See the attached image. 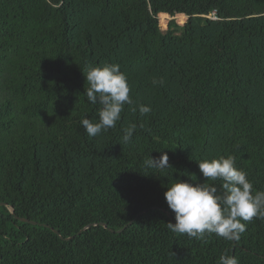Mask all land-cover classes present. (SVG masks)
I'll return each instance as SVG.
<instances>
[{
    "label": "trees",
    "instance_id": "16d2710c",
    "mask_svg": "<svg viewBox=\"0 0 264 264\" xmlns=\"http://www.w3.org/2000/svg\"><path fill=\"white\" fill-rule=\"evenodd\" d=\"M104 63L133 103L89 137L83 69ZM228 155L264 191V0H0V264H264L262 219L238 241L167 227L168 183Z\"/></svg>",
    "mask_w": 264,
    "mask_h": 264
},
{
    "label": "clouds",
    "instance_id": "9594fccd",
    "mask_svg": "<svg viewBox=\"0 0 264 264\" xmlns=\"http://www.w3.org/2000/svg\"><path fill=\"white\" fill-rule=\"evenodd\" d=\"M83 72L87 81L84 95L90 104L99 107L96 122L83 118L80 123L89 137H96L102 130L116 126L125 104L132 105L130 86L119 64H88ZM132 111L135 112L136 108ZM150 111L149 106L139 105L142 117ZM136 127L131 124L124 129V143L131 141ZM197 162L205 182L174 179L166 186L164 197L175 214V223L168 222V229L198 240L215 234L228 241H238L246 230L241 221L264 220V191H254L248 174L235 166L232 155ZM143 166L146 169H166L170 167L168 155L163 153L157 158L150 155L143 161ZM217 181L219 186L215 183ZM216 264H239V260L225 251L218 256Z\"/></svg>",
    "mask_w": 264,
    "mask_h": 264
},
{
    "label": "rangeland",
    "instance_id": "374dc122",
    "mask_svg": "<svg viewBox=\"0 0 264 264\" xmlns=\"http://www.w3.org/2000/svg\"><path fill=\"white\" fill-rule=\"evenodd\" d=\"M160 18H161V20H160L161 26L163 28H166L167 25H168V21L170 20V17L168 15H166V16L162 15V16H160ZM177 19H178V22L181 23V24L184 23L185 20H186L185 16H183V18L178 16Z\"/></svg>",
    "mask_w": 264,
    "mask_h": 264
},
{
    "label": "water",
    "instance_id": "95a60500",
    "mask_svg": "<svg viewBox=\"0 0 264 264\" xmlns=\"http://www.w3.org/2000/svg\"><path fill=\"white\" fill-rule=\"evenodd\" d=\"M12 212H14V210H12ZM21 220H23V221H25V222H30V223H32V224H37L36 222H34V221H30V220H28V219H21ZM103 226H105V227H107V225L106 224H102ZM91 226V225H90ZM89 226V227H90ZM122 230L123 229H121V230H119L118 232H122ZM56 233H58L57 231H55ZM68 240H69V238H68Z\"/></svg>",
    "mask_w": 264,
    "mask_h": 264
},
{
    "label": "bare ground",
    "instance_id": "6f19581e",
    "mask_svg": "<svg viewBox=\"0 0 264 264\" xmlns=\"http://www.w3.org/2000/svg\"><path fill=\"white\" fill-rule=\"evenodd\" d=\"M162 16V15H161ZM163 16H166L165 14H163ZM184 15H179V17L183 18Z\"/></svg>",
    "mask_w": 264,
    "mask_h": 264
}]
</instances>
